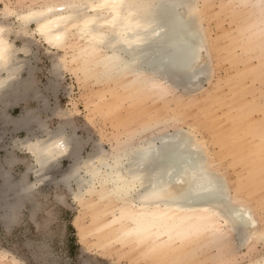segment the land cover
Listing matches in <instances>:
<instances>
[{"label": "rangeland", "instance_id": "1", "mask_svg": "<svg viewBox=\"0 0 264 264\" xmlns=\"http://www.w3.org/2000/svg\"><path fill=\"white\" fill-rule=\"evenodd\" d=\"M49 1L0 0V19L16 28L12 16L3 18L7 5L23 11ZM196 4L206 44L194 68L204 73L183 86L168 81L167 92L144 98L137 108L144 110L142 114L135 111L139 104L134 107L113 97L121 88L87 61L84 40L71 36L65 46L52 49L28 35L29 55L16 54L18 60L29 62L30 68L19 74L27 81V95L8 108L7 122L0 124V188L7 182L20 183L26 193L19 203L11 194L4 201L3 206L14 208L3 209L0 197V264H248L264 255V240L259 238L248 237L240 245L234 236L233 242L221 247L209 232L177 240L166 234L145 239L124 235L112 222L116 208L87 192L91 183L86 163L112 154L116 144L141 128L140 123L152 128L135 143L159 129L172 134L194 126L196 136L205 138L208 151L221 162L222 175L247 199L264 230V0H196ZM22 36L26 34L10 38L14 46L23 45ZM132 80V75L124 78ZM27 113L35 121L33 127L18 129L13 122ZM157 119L166 123L158 124ZM60 135L69 137L76 157H56L40 172L34 157L23 150L24 141ZM249 148L258 149L261 163H247L245 155L243 159Z\"/></svg>", "mask_w": 264, "mask_h": 264}, {"label": "bare ground", "instance_id": "2", "mask_svg": "<svg viewBox=\"0 0 264 264\" xmlns=\"http://www.w3.org/2000/svg\"><path fill=\"white\" fill-rule=\"evenodd\" d=\"M111 3L112 0H51L23 11H16L8 5L5 7L3 18L12 16L16 28L0 19V49H3L0 54L1 125L8 117V108L18 104L27 95V81L21 80L19 74L27 67L30 68L29 62L18 60L16 54L29 51L31 41L28 35H35L52 49L65 46L71 36L84 40L82 51L87 61L99 67L103 77L114 81L121 88V92L113 97L129 101L134 107L139 104L135 107L138 114L144 113V110L137 109L144 98L150 94L168 91V81L172 80L174 84L183 86L198 74L204 73L194 68L206 44L196 0H122L124 7L106 6ZM70 4L75 7L66 8L63 12L55 10ZM49 8L54 11L49 12ZM61 16L68 19L60 20ZM30 25H34V28L30 29ZM44 25L48 27L43 29ZM21 34H26L22 36L23 45L16 47L10 38H21ZM193 50L198 59L191 70H186L185 64ZM127 75L133 76L131 82L124 81ZM31 116L27 113L20 121L13 120V123L18 129L30 128L28 126L31 125L33 127L35 121ZM156 121L160 122L158 124L164 122L158 119ZM140 126L139 130L129 133L124 143L116 144L112 154L108 155H111L110 159L102 154L103 157L91 159L96 164L90 160L85 162V172L91 183L88 194H96V199L101 203L116 208L117 214L112 222L122 234H133L144 239L156 235L161 238V234H166L170 239L174 236L177 240V237L185 239L191 235L199 236L209 232L213 243L221 247L234 236L240 245L248 237L264 240V230L258 227L247 199L222 175L221 162L214 159L208 151L205 138L196 136L194 126L186 131L175 129L172 134L159 129L156 134L144 136L135 143L134 139L150 127L143 123ZM227 138H224L225 141ZM236 144L238 143L232 145ZM22 148L34 157L40 172L46 170L54 158L70 156L73 153L71 140L63 135L47 139L27 138ZM257 150L250 152L249 148L250 153L240 152L247 159L245 156L241 158L246 162H259L261 157ZM241 158L238 156V159ZM193 171L198 177L202 176L211 181L218 191L202 196L188 195L194 183ZM94 184L98 185V189L93 188ZM2 188V202H8L7 198H11V194V199L19 203L26 193V187L20 183L7 182ZM7 205L9 207L10 204ZM11 207L14 208L15 205ZM248 264H264V255Z\"/></svg>", "mask_w": 264, "mask_h": 264}, {"label": "snow or ice", "instance_id": "3", "mask_svg": "<svg viewBox=\"0 0 264 264\" xmlns=\"http://www.w3.org/2000/svg\"><path fill=\"white\" fill-rule=\"evenodd\" d=\"M106 6H110L112 8H120V7H124L125 5L122 3V0H112V3L110 5H106ZM75 7V5H65V6H61L59 9H55L58 11L63 12L66 8H72ZM129 7H131V5H129ZM49 12L54 11L53 8H49L48 9ZM60 20H66L68 19V17H64L61 16L59 17ZM48 26L44 25L43 29H46ZM3 49H0V54H2ZM198 57L197 54L195 52V50H193L190 53V56L188 58V61L185 64V69L186 70H191L192 65L197 61ZM193 181L194 183L192 184L190 191L188 193V195H193V196H202L205 193H209V192H216L218 191L216 189V186L209 180H207L205 177H198L197 174L195 173V171H193ZM178 182H182V181H178Z\"/></svg>", "mask_w": 264, "mask_h": 264}]
</instances>
